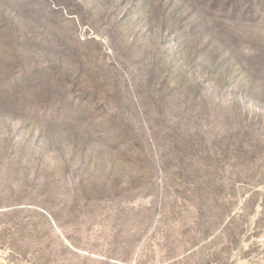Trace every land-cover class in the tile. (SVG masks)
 <instances>
[{"label": "rangeland", "instance_id": "obj_1", "mask_svg": "<svg viewBox=\"0 0 264 264\" xmlns=\"http://www.w3.org/2000/svg\"><path fill=\"white\" fill-rule=\"evenodd\" d=\"M0 264H264V0H0Z\"/></svg>", "mask_w": 264, "mask_h": 264}]
</instances>
